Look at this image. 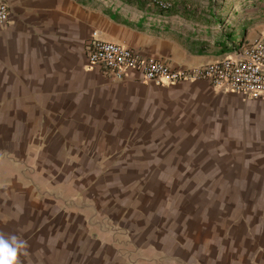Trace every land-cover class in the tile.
<instances>
[{
    "label": "rangeland",
    "instance_id": "374dc122",
    "mask_svg": "<svg viewBox=\"0 0 264 264\" xmlns=\"http://www.w3.org/2000/svg\"><path fill=\"white\" fill-rule=\"evenodd\" d=\"M263 2L216 6L205 20L232 35L225 53L252 32ZM123 95L78 123L92 144L74 156L79 168L50 161L33 195L2 193L0 235L25 242L19 264H264V104L200 87ZM107 196L126 208L116 221L100 204Z\"/></svg>",
    "mask_w": 264,
    "mask_h": 264
},
{
    "label": "crops",
    "instance_id": "0c3cea01",
    "mask_svg": "<svg viewBox=\"0 0 264 264\" xmlns=\"http://www.w3.org/2000/svg\"><path fill=\"white\" fill-rule=\"evenodd\" d=\"M0 1L9 5L11 14L9 25L0 31V201L6 192L16 202L18 188L29 189L33 195L35 180H47L42 172L49 170L50 161L57 162L58 170H65L67 164L79 168L81 162L74 156L91 154L92 144L86 142L89 136L78 123L107 115L124 98L122 93L130 95L147 87H200L227 101L264 104V100L246 101L236 94H217L207 82L157 87L145 84L135 71L127 80L116 81L88 61L89 43L98 33L101 40L173 68L206 64L227 54L224 46L229 41H220L225 29L214 30L218 27L204 25L205 20L215 21L216 6L229 9L240 0ZM154 1L169 4L170 10L157 8ZM250 5L251 0L240 11ZM259 9L253 11H259L258 23L247 36L246 27L243 41L252 42L264 34V9ZM152 16L165 27L151 25ZM120 203L109 196L100 202L114 221L116 214L123 217L126 210Z\"/></svg>",
    "mask_w": 264,
    "mask_h": 264
},
{
    "label": "built area",
    "instance_id": "2783aa9c",
    "mask_svg": "<svg viewBox=\"0 0 264 264\" xmlns=\"http://www.w3.org/2000/svg\"><path fill=\"white\" fill-rule=\"evenodd\" d=\"M153 3L166 12L171 7L165 2ZM10 17L9 5L0 1V31L7 28ZM88 61L91 67L101 68L116 81L127 80L129 73L135 71L147 85L168 87L179 82H207L217 94H236L246 101L264 100V34L201 66L173 68L123 45L101 40L94 33L88 46Z\"/></svg>",
    "mask_w": 264,
    "mask_h": 264
},
{
    "label": "clouds",
    "instance_id": "9594fccd",
    "mask_svg": "<svg viewBox=\"0 0 264 264\" xmlns=\"http://www.w3.org/2000/svg\"><path fill=\"white\" fill-rule=\"evenodd\" d=\"M25 242L16 235H0V264H19L18 255Z\"/></svg>",
    "mask_w": 264,
    "mask_h": 264
},
{
    "label": "trees",
    "instance_id": "16d2710c",
    "mask_svg": "<svg viewBox=\"0 0 264 264\" xmlns=\"http://www.w3.org/2000/svg\"><path fill=\"white\" fill-rule=\"evenodd\" d=\"M220 25H221V24H220ZM232 26H233V25H232ZM224 31H225V30H224ZM243 36H244V35H242V37H241L240 44H242ZM231 38H232V35H230V36H228V37H225V38H223V39H220V41H221V42H226L227 40H228V41L231 40Z\"/></svg>",
    "mask_w": 264,
    "mask_h": 264
}]
</instances>
